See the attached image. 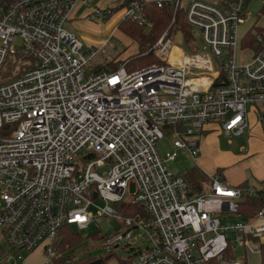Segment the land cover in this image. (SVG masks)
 I'll return each instance as SVG.
<instances>
[{
	"label": "built area",
	"instance_id": "obj_1",
	"mask_svg": "<svg viewBox=\"0 0 264 264\" xmlns=\"http://www.w3.org/2000/svg\"><path fill=\"white\" fill-rule=\"evenodd\" d=\"M168 1L184 11L191 39L170 28L154 45L157 63L103 72L93 62L106 44L84 50L66 25L86 8L85 18L149 28L148 0H117L114 8L127 4L116 13L91 0L0 2V264H26L38 249L53 264L65 225L85 230L101 217L124 226L108 245L134 233L147 241L125 264H245L234 246L260 253L264 188L261 208L245 217L242 203L260 190L217 174L193 194L167 163L180 150L196 160L195 137L208 125L239 135L249 108L263 119L264 28L238 44L250 0ZM238 45L249 62H235ZM166 134L173 151L162 156L157 142ZM115 204L140 205L146 216Z\"/></svg>",
	"mask_w": 264,
	"mask_h": 264
},
{
	"label": "rangeland",
	"instance_id": "obj_2",
	"mask_svg": "<svg viewBox=\"0 0 264 264\" xmlns=\"http://www.w3.org/2000/svg\"><path fill=\"white\" fill-rule=\"evenodd\" d=\"M111 0H92L91 7H102V5L110 2ZM186 1L183 0L181 7H184ZM210 1V0H206ZM116 3H112L109 7L114 8ZM245 6V5H244ZM264 0H250L246 7L248 12V18L244 24L238 27V44L240 40L248 32L255 33L256 28H264ZM86 8H81L75 15L74 20L66 25L67 29L76 34V36L83 42L84 50L89 46L101 48L103 44L106 47L102 50L101 56L94 59L93 65L103 62V65H107L109 62L120 57L126 59L127 57L137 52V45L134 44L128 37L117 32V18L106 21L98 17H87ZM197 35V47H202L201 38L198 32H194ZM184 52L189 54L191 51L186 46H183ZM193 53V52H191ZM195 53V52H194ZM122 55V56H121ZM235 62L237 64H244L249 62L251 56L249 53H245L241 50L240 45L235 51ZM99 67V66H98ZM264 110V107H261ZM253 108H249V125L241 134L227 135L220 129L214 130L210 134L201 135L198 134L195 140L199 143L201 140H205V152L202 151L198 155L199 158L204 155L213 163V165H220L219 160L225 159L234 160L243 157L240 152L241 147H244L249 151L253 146L264 147V138L261 133L260 123L256 121L253 115ZM201 139V140H200ZM172 139L169 135H165V138L157 142V149L160 155L164 156L166 153L173 151L171 143ZM201 144V143H200ZM259 152V151H258ZM224 161V162H225ZM197 165V162L190 157L185 150L179 151V158L175 162L167 163V169L173 175H183L188 169ZM255 171L245 161L236 163L232 167V175L227 174V179L232 182V178L236 175H244L248 181V185L254 189L261 190L264 188V183L256 180ZM131 196L135 194V186L130 187ZM74 232L81 236L82 242L76 246H73L68 250V254L74 255L78 259H98L111 256L109 264H121L123 261L129 260L139 249L147 246V241L141 234L134 233V235L128 241H120L114 245H108V243L119 234L124 233L123 224L110 217H101L95 219L87 229L79 230L76 226ZM235 238V237H234ZM108 240V241H107ZM5 246V243H3ZM247 251V252H246ZM239 246H234L233 255L237 260H245L247 264H261L260 254L257 251L247 249ZM61 252H58V258H60ZM35 259L43 258L41 249H38L35 253Z\"/></svg>",
	"mask_w": 264,
	"mask_h": 264
},
{
	"label": "trees",
	"instance_id": "obj_3",
	"mask_svg": "<svg viewBox=\"0 0 264 264\" xmlns=\"http://www.w3.org/2000/svg\"><path fill=\"white\" fill-rule=\"evenodd\" d=\"M12 0H0L2 3L10 2ZM127 2L120 3L113 12L116 13L122 7L126 6ZM144 16L148 20L150 27L140 26L138 22L134 20H124L120 23L117 28V32L128 37L134 44L137 45V52L126 59H121V57L116 60H112L107 65H102L97 67L96 72L103 71H116L120 66H125L127 70L134 71L142 68H147L158 62L156 56L154 55V45L159 40V38L170 28L181 32L189 40L191 39L192 31L191 28L186 24L185 14L183 10L178 9L176 11V6L174 3L166 0L162 8H159L153 0H148L143 6ZM262 12H264V7ZM175 18V23L172 26V20ZM256 31H259L256 28ZM249 41L254 39L255 34L253 32H248L246 35ZM122 56V55H121ZM264 115V113H263ZM263 136H264V117L260 120ZM204 133V131L202 132ZM223 176L222 170H218L215 175ZM187 181L189 188L193 194H199L203 192V186L210 182V177L202 171L198 166H194L188 169L183 175ZM224 178V176H223ZM248 183H243L239 187H248ZM262 191L257 192V196L253 199H246L242 203L241 214L245 217L254 216L262 206ZM115 207L122 210L124 215L133 216L137 213L146 216L144 209L140 205H129L124 206L122 204H115ZM73 225H65L59 231L60 242L57 245L58 252L60 251L61 256L54 260L53 264H109V259L111 256L106 258L98 259H78L74 255L68 254V250L73 246H76L82 242L80 235L74 232ZM108 241V240H107ZM260 259L261 264H264V244L260 245ZM123 261L121 264H125ZM247 264V263H245Z\"/></svg>",
	"mask_w": 264,
	"mask_h": 264
},
{
	"label": "crops",
	"instance_id": "obj_4",
	"mask_svg": "<svg viewBox=\"0 0 264 264\" xmlns=\"http://www.w3.org/2000/svg\"><path fill=\"white\" fill-rule=\"evenodd\" d=\"M103 1L104 0H102V2ZM116 1L117 0H111L110 2H107L106 4L102 5V8H105L106 6H108L112 3H115ZM251 115H253L254 118H256V121L259 122L257 114L255 112H253ZM260 127H261V124H260ZM217 129H220L219 125H215V124L214 125H208L204 128V133H201V135L210 134L211 132H213L214 130H217ZM260 129H261V133L263 136L262 128H260ZM263 138H264V136H263ZM200 143H199L200 153H202V151L205 152V150H206L205 140H201ZM240 152L243 154V157H240V159L234 160V162H233L231 160L225 161V159L221 158L219 161L223 162V163H219L220 165H217V167H215L216 165H213V163L210 162V160L208 158H206V156L203 153L201 158L198 157L195 160L197 162L196 166H198L202 171H204L209 177L215 175V173L218 170H222L224 179L227 182H229L233 186H240L243 183H246V182L248 183V181L245 179L244 175H242V176L236 175L235 177L232 178V182H230L227 179V174H229L231 176L232 175V167L235 166L236 163H239L241 161H245L248 164H250L251 167L254 169V171H255L254 175H255L256 180H258L261 183H264V147H261V146L259 147V145L253 146L249 151H247L244 147H241ZM35 253H33L31 256H29L26 264H43L44 263V257L41 259L39 258V260L34 258Z\"/></svg>",
	"mask_w": 264,
	"mask_h": 264
}]
</instances>
